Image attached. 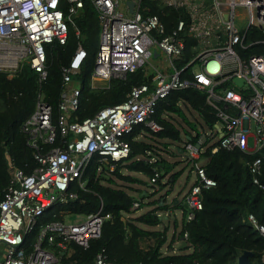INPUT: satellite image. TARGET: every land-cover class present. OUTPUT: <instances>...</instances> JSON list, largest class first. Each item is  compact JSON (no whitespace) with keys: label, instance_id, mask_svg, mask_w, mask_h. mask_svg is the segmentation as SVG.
I'll return each instance as SVG.
<instances>
[{"label":"built area","instance_id":"1","mask_svg":"<svg viewBox=\"0 0 264 264\" xmlns=\"http://www.w3.org/2000/svg\"><path fill=\"white\" fill-rule=\"evenodd\" d=\"M64 1L65 14L59 8L60 0H0V71L15 72L27 63L37 73L39 83L45 81V45L65 44L68 24L79 36L73 19L84 2ZM88 1L101 28L89 78L92 87L96 82L104 86L112 78H125L154 53L164 55L170 63L180 59L187 51V40L195 54L168 76L156 70L152 90L147 85L133 86L123 103L101 109L82 122H70L81 100L79 83L72 78L87 58L78 44L68 66L61 68L63 91L56 126L52 123L51 107L42 94H38L35 110L23 124L37 166L28 175L12 168L0 200V264H59V257L69 244L86 250L92 240L100 237L103 224L111 219L109 214L102 213V203L83 221L42 223V220L57 206L76 200L70 189L76 183L84 189L80 180L92 157L112 163L123 161L130 152L124 137L135 127L144 125L152 132L159 131L153 121L157 103L173 90L194 89L206 94V103L218 120L214 130L220 133L210 154L238 150L253 156L246 166L252 184L264 193V185L259 182L264 164V53L244 56L237 50L247 49L244 40L249 29H257L264 35V0H212L211 6L204 0H158L165 6L186 11L187 21L179 20L170 34H165L156 16L141 13V0ZM256 44H264V40ZM185 72L190 75H183ZM235 79L242 81L241 87L233 85ZM207 136L212 134H204L198 148L190 143L182 145L195 175V183L184 196L186 223L202 209V190L216 185L198 163L210 146L203 144L202 139ZM56 138L58 145L44 151L43 146L52 145ZM5 158L9 161L7 154ZM160 176L154 169L149 183L154 185ZM137 207L138 202L133 208ZM245 220L264 240V226L254 215L247 214ZM35 231L37 235L31 244L30 237ZM93 264L113 263L101 252Z\"/></svg>","mask_w":264,"mask_h":264},{"label":"trees","instance_id":"2","mask_svg":"<svg viewBox=\"0 0 264 264\" xmlns=\"http://www.w3.org/2000/svg\"><path fill=\"white\" fill-rule=\"evenodd\" d=\"M83 2V9L73 19L79 36L75 35V29L68 24L65 44L53 42L45 45V81L39 83L37 73L27 63L15 72L0 71V200L8 186L12 168L27 175L36 168L34 150L29 145V135L23 131V124L33 114L38 94H42L51 107L52 123L56 126L63 91L61 68L68 66L78 44L87 53V58L80 72L72 78L75 83H79L81 100L78 110L70 116V122H82L101 109L123 103L133 86L147 85L150 90L154 88V73L148 74L143 68L127 74L123 79L112 78L104 86L90 85L89 78L96 54L90 43V34L97 32L98 19L90 2ZM66 6V2L60 0L59 8L64 14ZM140 11L144 15L156 16L164 26L165 34L174 31L179 20H187L183 9H173L158 0H141ZM253 32L251 46L243 51L237 49L244 56L264 53V44H256L264 40V35L257 29H253ZM186 42L187 51L184 53L187 55L190 41ZM89 56H93V60L88 59ZM185 57L187 60L192 56ZM175 64L179 66L181 61H174ZM183 75L189 76L190 73L185 72ZM205 97L204 92L194 89L171 91L158 101L153 115V121L160 130L152 132L144 125L135 127L124 137L130 148L128 158L113 163L112 172L104 166L100 157L94 156L88 161L80 180L84 189H80L77 183L70 189L76 194V200L54 208L42 223L63 222L70 215L93 214L97 211L99 201L103 204L102 213L109 214L111 219L103 224L100 237L92 240L88 249L82 250L69 244L64 255L59 257V264H93L95 257L101 252L113 264H238V257L245 252L251 254L247 258V264H264V240L245 220L247 214H252L264 226V193L252 184L246 166V162L253 156L238 150H219L211 155L210 149L218 143L210 145V137H206L204 145L210 146L201 155L206 159L203 169L216 185L202 190V209L195 212L190 222H185L186 208H180L183 211L182 226L178 233L172 235L168 245L170 253H162L166 243V228L160 231L156 227L164 224L158 216L178 205L171 204L170 207L164 201L159 206V200H156L151 203L153 209L150 212L134 216L144 206L143 202L136 201L122 186L116 184V181L122 184H139L140 180L125 173H142L151 178L156 169L162 175L170 174L168 183L171 185L179 174H171L172 166L160 153L166 154L171 145L184 151L183 144L197 145L204 136V133L198 132L188 114H197L204 125L214 129L217 119ZM192 131L195 132L194 136H191ZM163 140L167 142L161 143ZM56 145L58 138L52 145L43 146V149L48 151ZM160 179L161 176L156 183ZM259 182L264 185V164ZM161 187L163 186L160 185V189ZM136 202L138 207L133 208ZM185 233L187 238L184 240ZM36 235L37 231L31 235V244ZM178 241H184L183 249L190 252L184 255L171 253L173 244ZM54 253L59 256L56 250Z\"/></svg>","mask_w":264,"mask_h":264},{"label":"rangeland","instance_id":"3","mask_svg":"<svg viewBox=\"0 0 264 264\" xmlns=\"http://www.w3.org/2000/svg\"><path fill=\"white\" fill-rule=\"evenodd\" d=\"M100 33H101V28H100V23L98 22L97 32L94 34H90V43L93 44L95 51H97L99 43H100ZM88 59L93 60V56H89ZM165 63H169V62L167 61V58L161 54L158 57H155V58L152 57L151 59H149L147 62H145V64L141 68H143L148 74H151V73H155L156 70H159V71L163 70L165 68ZM166 69L169 70V72L173 71L171 66H168ZM188 117H189L190 121H192L196 124L198 132H203L204 134L208 135L209 128L199 120L197 114H195V113H192V115L188 114ZM160 142L165 143L167 141L163 140ZM211 143H213V142H211ZM174 150H175L174 145H171L168 149V152L166 154H162L163 159H165L168 163H170V165L173 168L171 170V174H175V173L179 174L177 176L176 180L171 183V186H170L171 188L165 189V188H167L166 185L169 184L168 182L170 180V178H169L170 174H168V175L163 174L162 175V173H161V179L159 180V183L151 185L147 180V176H145L141 173H129V176H131L132 178H136L135 174H139L140 176L138 178L140 180H142V182L144 183V185L136 186V188L137 189L139 188L141 190V192L130 193L136 201H139V202L140 201H142V202L150 201L151 202V201L159 199V197L161 195H163L164 193H166V191H171L169 193L170 195L165 200L166 205L171 207L172 202L176 199L179 202L177 208H171L169 212L162 215V217L166 216L167 218L165 220L162 219L164 221V224L160 225L157 229V230L162 231L164 228H166V243H165L164 247L162 248V253H170V251L168 250V245L170 244L174 230L179 231L181 229L182 214H181V211L179 209L183 205V203H182L183 196L189 190L191 183H192L191 179L189 177V169L187 167L188 164L186 165L187 159L185 161V159H183L182 156L171 155V153H173ZM198 163L200 165H203L204 163H206V159L201 158L198 161ZM118 184H122V183H118ZM160 185L163 186L162 187V188H164L163 190H160ZM155 191H157V192H155ZM144 193H145V195H144ZM152 209H153V207L148 203V205H144L137 213H135L134 216H140L142 214L148 213ZM65 222L72 223V222H74V219L72 216H66ZM143 228L146 229V227H143ZM172 248H173V251L171 253H173V254L184 255V254L190 252V251L184 250V249L178 250L177 249L178 246H177L176 242L173 244Z\"/></svg>","mask_w":264,"mask_h":264},{"label":"crops","instance_id":"4","mask_svg":"<svg viewBox=\"0 0 264 264\" xmlns=\"http://www.w3.org/2000/svg\"><path fill=\"white\" fill-rule=\"evenodd\" d=\"M204 2H206L207 3V6H211V4H212V0H204ZM185 11V10H184ZM185 13H186V11H185ZM186 18H187V14H186ZM187 21V20H186ZM253 29L254 28H251V29H249L247 32H246V35H245V40H244V44L247 46V49L251 46V38H252V36H253V34H254V32H253ZM186 43H188V42H186ZM191 43V42H190ZM195 44V43H194ZM190 52V53H189ZM189 52L187 53V55L185 54V55H183L180 59H176V60H174V61H181V64L179 65V66H177V65H174V61H172L171 63L169 62V63H165V68L163 69V70H161V71H159L158 70V72H160V73H162V74H164L165 76H168V75H170L171 73H173V71L172 72H169V70H167L166 68L168 67V66H171V68L174 70V69H180V68H182L189 60H191L192 58H193V56H194V54H195V51H193L191 48H190V50H189ZM239 53V52H238ZM161 54L160 53H157V56L156 57H158V56H160ZM185 56H192L191 58L189 57V58H187V60H186V57ZM184 58V59H183ZM187 61V62H186ZM186 62V63H185ZM185 63V64H184ZM184 64V65H183ZM183 65V66H182ZM176 67V68H175ZM233 83V85L234 86H236L235 84H234V82H232ZM102 84L101 83H99V82H96V84H94V87H100ZM238 87V86H237ZM205 101H206V97H205ZM214 114H215V112H214ZM189 115H192V114H189ZM189 118V117H188ZM199 118V117H198ZM217 119V118H216ZM217 122H218V120H217ZM217 122H216V124H217ZM215 124V125H216ZM201 133H203V132H201ZM209 133H211L212 134V137H210V141L211 142H217V140H218V138L220 137V133H219V131L218 130H214V129H209ZM208 133V134H209ZM195 135V132H191V136H194ZM206 139L207 138H205V139H202L203 140V144H205V141H206ZM212 143H210V145H211ZM174 148H175V150L173 151V153H171V155L173 154V156H174V152H177V155H175V156H182V158L183 159H185V161H186V154H185V152L184 151H182L181 150V148H179V147H177L176 145H174ZM162 154H165V153H160V156L162 157ZM100 161L104 164V166L106 167V168H108V170H109V172H112L113 170H114V165H113V163L112 162H110V161H104V160H102V159H100ZM117 163V162H116ZM189 166H188V165ZM186 165H187V167H188V169H189V177H190V179H191V186L195 183V175H194V172H193V170H192V167H191V163L189 162V161H186ZM112 166V167H111ZM134 173V172H133ZM125 174H128L129 175V173H125ZM142 174V173H141ZM136 175V178L135 179H138V180H140L138 177L140 176L139 174H135ZM149 179L150 178H148L147 177V180H148V182H149ZM141 181V183H139V184H136V183H133V184H119L120 186H122L123 188H124V190L129 194V195H131L130 193H134V192H141V190L138 188H136V186H141V185H144V183L142 182V180H140ZM118 183H120V182H117L116 181V184H118ZM152 185V184H151ZM171 185H169V184H167L166 185V187L167 188H165V189H169V188H171L170 187ZM190 186V187H191ZM165 187V186H164ZM131 188V189H130ZM164 188H162L161 187V189L160 190H163ZM155 192H157V191H155ZM171 191H166V193H164L163 195H161L160 197H159V199L160 198H162L163 196H169ZM187 193V192H186ZM144 195H145V193H144ZM132 196V195H131ZM185 196V195H184ZM184 196H183V199H182V203H183V205L182 206H184V208H186V206H185V202H184ZM133 197V196H132ZM168 198V197H167ZM159 199H157V200H159ZM154 201H156V200H154ZM154 201H145V202H143V204L144 205H148V203L151 205V203L152 202H154ZM100 203H102L101 201H99V205H100ZM172 204L174 205V206H177L178 204H179V202L177 201V199L176 200H174L173 202H172ZM99 205H98V207H99ZM103 205V204H102ZM98 207H97V210H98ZM180 211H181V214H183L182 212V210L181 209H179ZM164 214H166V213H164ZM164 214H161V215H159V216H162V215H164ZM70 216H72L73 217V219H74V222L75 221H83V220H85V218L87 217V216H84V215H70ZM166 217V216H165ZM182 217H183V215H182ZM167 218V217H166ZM166 218H163L162 217V219H166ZM159 227V226H158ZM158 227H156V230L158 229ZM147 229V228H146ZM180 231V230H179ZM178 230H174V233L173 234H176V233H178L179 232ZM179 243H180V241H178V242H176V244H177V246H179Z\"/></svg>","mask_w":264,"mask_h":264},{"label":"water","instance_id":"5","mask_svg":"<svg viewBox=\"0 0 264 264\" xmlns=\"http://www.w3.org/2000/svg\"><path fill=\"white\" fill-rule=\"evenodd\" d=\"M130 7L132 6V4H128ZM157 56L156 53L153 54V57L155 58ZM234 84L238 87L242 86V81L241 80H233ZM196 147L198 148L199 146L196 145ZM168 196H163L162 198L159 199V206L163 205V202L167 199ZM163 218H166L165 216H163ZM158 219L161 220L162 216H158ZM185 246V242L181 241L180 245L178 246V250H182ZM251 254L248 252H245L243 254H241L238 257V264H247V258L250 256Z\"/></svg>","mask_w":264,"mask_h":264},{"label":"bare ground","instance_id":"6","mask_svg":"<svg viewBox=\"0 0 264 264\" xmlns=\"http://www.w3.org/2000/svg\"><path fill=\"white\" fill-rule=\"evenodd\" d=\"M190 53V52H189ZM191 58V57H190ZM184 59V58H183ZM176 68V67H175ZM128 97V96H127ZM43 150H45V149H43ZM121 162V161H120ZM53 218V217H52ZM55 218V217H54Z\"/></svg>","mask_w":264,"mask_h":264},{"label":"clouds","instance_id":"7","mask_svg":"<svg viewBox=\"0 0 264 264\" xmlns=\"http://www.w3.org/2000/svg\"><path fill=\"white\" fill-rule=\"evenodd\" d=\"M157 54V53H156ZM65 221V220H64ZM186 234V233H185ZM185 240V239H184ZM181 242V241H180ZM179 245H180V243H179Z\"/></svg>","mask_w":264,"mask_h":264}]
</instances>
